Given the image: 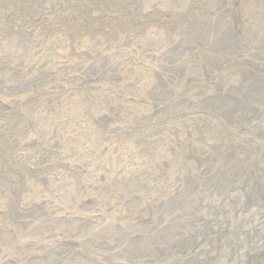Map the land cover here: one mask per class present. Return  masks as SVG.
Masks as SVG:
<instances>
[{
	"label": "rangeland",
	"instance_id": "rangeland-1",
	"mask_svg": "<svg viewBox=\"0 0 264 264\" xmlns=\"http://www.w3.org/2000/svg\"><path fill=\"white\" fill-rule=\"evenodd\" d=\"M232 1L242 49L217 70L222 59L203 45L198 59L211 71L215 63L207 72L197 58L188 67L183 49L198 47L188 44L186 19L217 18L196 12L207 0H0V139L16 144L0 156V264H251L255 255L262 263L264 112L256 106L228 127L200 104L228 90L231 73L233 83L251 68L264 72V0ZM154 10L167 20L142 21ZM227 17L216 20L228 27ZM129 19L137 30L120 36ZM165 29L174 40L157 58ZM192 110L234 131L225 138L238 146L215 136L198 143L196 116L171 120ZM21 115L24 128L6 133ZM228 232L235 253L226 262ZM189 240L200 241L196 256L178 251Z\"/></svg>",
	"mask_w": 264,
	"mask_h": 264
},
{
	"label": "bare ground",
	"instance_id": "bare-ground-1",
	"mask_svg": "<svg viewBox=\"0 0 264 264\" xmlns=\"http://www.w3.org/2000/svg\"><path fill=\"white\" fill-rule=\"evenodd\" d=\"M5 1V0H4ZM206 0H203V2H205ZM211 0H207V3H205L204 5H202L200 7V9H198V14H200L201 12L205 13L204 11L208 12L209 10H217L216 11V14L217 15V18H228L227 16H230V25L228 27H222L219 25V22L215 19V20H212L211 19V14L213 13H206L203 15V17H199L197 18V20H190V18L186 19V23L189 24V30L190 29H193V36H191V39L188 44L191 45V46H198L195 51L186 47L183 49H185V52L188 53L189 51V54H191V62L189 63V57L185 58V61L187 62L188 64V67L190 68H195L197 66H195L196 64H194V58H197L198 59V56H199V52L203 46V50L205 51H208L211 53H214V55L218 56L222 59V62H219L217 63V70L219 69V66H222V64L228 60L229 58H231L233 56L234 58V54H237V51L238 50H241L242 49V43L243 41L245 40V36L244 35H240L237 39H236V35L239 33V28L236 27V29H234L235 27V24L237 22H242L243 25H244V22L241 20V18L239 17V20H237V17L238 16H235L233 17L232 16V13H233V9L231 7H235L236 3H234L232 0H218V3L217 5L220 6L219 8H216L213 7V3H209ZM213 1V0H212ZM194 2V1H193ZM5 3V2H4ZM29 4V3H28ZM198 4V3H197ZM2 5V3H1ZM28 5L27 6H23V7H19L18 6V10L22 13H25V10L27 9ZM203 9H205L203 11ZM197 10V9H196ZM159 12V11H158ZM157 11L154 10V13L152 12H147L145 11L144 14H142L143 16V20L142 21H145V19L147 21H151L152 18H154V16L156 17V21H165L167 20L165 18V15L164 14H158ZM171 12V11H170ZM185 12H188V11H184V12H179V13H185ZM192 12V11H191ZM172 13V12H171ZM178 14V13H177ZM191 14V13H190ZM190 14L188 16H190ZM134 15V14H133ZM174 16V15H173ZM205 16V17H204ZM178 17V16H177ZM183 17V16H182ZM134 19V18H133ZM183 19V18H182ZM193 19V18H192ZM209 19H211V22L209 25H207L209 23ZM205 20V21H204ZM134 20H130L129 19V23H125L121 26V28L118 30V34L123 35L125 32L128 33V35L130 36L131 32L133 30H137L136 29V25L135 23H133ZM142 21L139 23V24H142ZM185 21V20H183ZM204 21V22H203ZM154 22V21H153ZM179 22V21H178ZM166 23H169L166 22ZM174 24V23H173ZM176 24V23H175ZM139 27V26H138ZM178 27V26H177ZM172 28H175L172 26ZM244 28V26L242 27ZM139 29H142L139 27ZM226 29V30H225ZM163 30V29H162ZM184 30V29H183ZM237 30V31H236ZM239 30V31H238ZM169 31L170 30H167L165 29V34L167 36V40L165 41V44L163 46V44H160V41L156 42L157 45H155L156 49L159 50L156 52V55H157V58H160L161 55H164V52L172 45V41L174 40L173 36H169ZM176 31V29H175ZM187 31V30H186ZM184 32V31H183ZM177 33V32H176ZM179 33V32H178ZM144 34V32H143ZM184 34V33H183ZM178 35V34H177ZM190 35V34H189ZM188 35V36H189ZM119 36V37H120ZM147 35H145L146 37ZM161 36V35H160ZM176 36V35H175ZM183 37V36H181ZM161 38V37H160ZM173 38V39H172ZM205 38V39H204ZM149 39V38H148ZM164 39V38H163ZM162 39V40H163ZM176 39V38H175ZM188 39V38H187ZM206 40L207 43H204V41ZM187 41V40H186ZM242 41V42H241ZM248 41V40H247ZM256 42V41H255ZM162 43V42H161ZM146 44V46L149 48L151 46H153L152 44L150 43H144ZM155 44V43H154ZM247 44V43H246ZM238 45L239 48H238ZM248 45V44H247ZM188 46V45H187ZM180 47V46H179ZM248 47V46H247ZM181 48V47H180ZM262 48V47H261ZM238 49V50H237ZM257 49V48H256ZM264 49V48H263ZM152 50V49H151ZM253 50V49H252ZM199 51V52H198ZM152 54V53H151ZM261 54V53H260ZM206 59H203L202 57H200L198 59V63L200 65V68H202L203 70L207 71V72H212L214 67H215V63H214V60H211V65H212V71H211V68L209 66H205V64H207V62L205 61ZM197 61V60H196ZM195 61V62H196ZM210 61V60H209ZM194 64V65H192ZM192 65V66H191ZM234 68V67H233ZM256 70L254 72L253 68H251L248 72L246 71H243L242 74L240 75L241 77H237V79H235V82L233 83H230L229 81H233V77L230 78V76H233L232 73L227 77V78H224L222 79L223 82H226L227 85H224V86H229L230 88L227 90H221V88H216L215 91H212L211 93H207L208 95H206V97L204 98L205 100L202 101L201 104V109L206 112L207 114H211V115H215L218 117V119L220 120L221 123H227V125L225 126H233L236 122L239 123V122H242V123H246L249 119H250V115L253 114L254 109H256V106L259 107V112L263 115V112H264V72H261L259 70H257L256 67H254ZM193 70V69H192ZM253 70V72H252ZM240 72V71H239ZM238 75V74H237ZM236 76V75H235ZM209 80V78H208ZM191 81V80H190ZM209 82V81H208ZM237 86H235V83H237ZM110 89V88H109ZM126 89V88H125ZM129 89V88H128ZM52 91V90H51ZM121 91V90H120ZM127 92V91H126ZM188 91H186V95L187 96H190V94L187 93ZM121 96V95H120ZM202 96L203 94L201 95H196L194 94L193 97L194 100L196 101V99L199 97L200 99H202ZM111 100V99H110ZM198 101V100H197ZM247 101L249 102V105H246L244 106L243 103ZM124 102V101H122ZM129 103V102H128ZM130 104V103H129ZM204 106V107H202ZM261 107L263 108V110L261 109ZM186 109V108H185ZM127 112V111H126ZM202 111L200 110L199 112H196V110H192L189 112L188 115L186 116H183V112L181 114H175V118L174 119H171V120H174L175 122H178V123H189L188 121H191V119L193 120V118L196 116L197 117V130L200 132V137L198 138V143L199 141H201L202 138H204L205 136L206 137H210L212 138L213 136L216 137V140L220 141L222 145V147H226V148H229L230 150L233 149L234 147H237L236 144H235V141L234 139H232L234 137V131H227V127L226 128H223V124H222V127L220 126H217V123H215L214 121L216 120H212L210 117L207 116L206 113H201ZM130 115V114H129ZM257 115H260L259 113H257ZM137 116V115H136ZM153 117V116H152ZM151 117V118H152ZM168 117V116H167ZM27 118V117H26ZM147 118V117H146ZM154 118V117H153ZM187 118H188V121H187ZM214 118V117H213ZM14 120H17L15 123H12V126H9V127H12V128H8V130L6 131V133L8 132V134H12L15 130L16 132L22 128H24V125L23 123H25V116L24 115H21L18 116L16 119ZM132 120V119H130ZM134 120V119H133ZM147 121V120H146ZM13 122V121H12ZM136 122V121H135ZM219 123V122H218ZM136 124V123H135ZM173 124V123H172ZM211 124L214 126L215 128V131L214 133H211L209 132L210 134H208V130H210L211 128H213L211 126ZM230 124V126L228 125ZM32 126V125H30ZM135 127V126H134ZM186 128L188 127L187 125L185 126ZM14 128V129H13ZM143 128V127H142ZM141 129V128H140ZM148 129V128H147ZM223 129V130H222ZM11 130V131H10ZM213 129H211L212 131ZM4 132V131H3ZM19 132V131H18ZM29 132V131H28ZM20 134V133H19ZM18 134V135H19ZM214 134V135H213ZM17 135V136H18ZM232 136V138L230 140H226V138L228 136ZM9 137V136H7ZM226 137V138H225ZM0 138H3L2 136ZM6 138V137H5ZM15 139V138H14ZM206 139V138H205ZM8 142H3L1 141L0 139V156H2V159L5 158V155L8 153V150L10 148V146H15L16 147V144H15V140L14 142H12V137L11 139L9 140L7 138ZM210 140V139H209ZM18 141V140H17ZM208 141V139H207ZM26 143V142H25ZM202 143H205V142H202ZM213 142L211 144H208L210 146H213ZM216 144H217V141H216ZM239 144V143H238ZM241 144V143H240ZM239 144V145H240ZM262 144V143H261ZM259 145V144H258ZM242 147H244L243 145H241ZM240 146V147H241ZM219 147V146H218ZM264 147V146H263ZM14 148V147H13ZM223 149V148H221ZM21 150V149H20ZM244 150V149H243ZM18 151V150H17ZM77 151V150H76ZM233 151V150H232ZM231 151V152H232ZM10 152H12L10 150ZM19 152V151H18ZM83 152V151H82ZM212 152V151H211ZM262 152V151H261ZM13 154V153H12ZM19 154V153H17ZM230 154V153H229ZM9 155V154H8ZM214 155V154H213ZM4 157V158H3ZM21 157V156H20ZM22 158V157H21ZM248 158V157H246ZM11 159V158H10ZM58 159V158H57ZM62 159V158H61ZM59 159V160H61ZM13 160V159H12ZM68 161V160H67ZM236 161V160H235ZM64 162V161H63ZM66 162V161H65ZM69 162V161H68ZM73 163V162H72ZM64 164V163H63ZM234 164V163H233ZM56 165V164H55ZM62 165V164H61ZM235 165V164H234ZM65 166V165H64ZM57 167V166H56ZM228 167V166H227ZM230 167V166H229ZM252 167V166H251ZM54 168V167H53ZM63 168V166H62ZM68 168V166H67ZM58 170V169H57ZM60 170V169H59ZM65 170V169H64ZM120 171V170H119ZM118 171V172H119ZM62 172V170H61ZM123 172V171H122ZM121 172V173H122ZM249 173V172H248ZM259 175V174H258ZM234 178V177H233ZM253 179V178H252ZM231 183V182H230ZM250 183V182H249ZM260 184V183H258ZM257 183L254 185H258ZM252 185V183H251ZM233 186V183H231L230 187ZM235 188V187H234ZM255 190V189H254ZM253 190V191H254ZM264 194V190H261ZM261 192V193H262ZM250 194V193H249ZM260 194V190L258 192V202L259 201H262L264 203V195H259ZM264 205V204H263ZM55 210V209H54ZM2 217H4V215H2ZM18 219L19 216L17 215ZM143 219V218H142ZM197 222H200L199 219L196 220ZM209 220L206 221V223H208ZM136 224V223H135ZM15 225V223H14ZM213 225V224H211ZM210 225V226H211ZM214 226V225H213ZM221 227V226H220ZM208 228V227H207ZM211 228V227H210ZM216 230V229H215ZM218 230V229H217ZM220 230V229H219ZM62 231V230H61ZM62 233V232H61ZM60 233V234H61ZM76 233V232H75ZM223 233V232H221ZM229 233V234H228ZM226 234V237H225V240L220 244V245H224V242H226V245H227V248L225 249L226 253H227V257H226V262H229L232 260V258L234 257V253H235V250L233 248V237L235 236V234H232L231 232H228ZM59 234V235H60ZM216 234V233H215ZM62 235V234H61ZM66 236V235H65ZM77 236V235H76ZM210 236V235H209ZM214 236V234H213ZM216 236V235H215ZM62 238V237H60ZM73 238V237H72ZM76 238V237H75ZM45 239V238H44ZM47 240V239H46ZM60 240V239H59ZM65 240V239H64ZM204 240V239H203ZM262 240V239H261ZM67 241V240H66ZM20 242V241H19ZM61 242V241H60ZM59 242V243H60ZM218 242V241H217ZM221 242V241H219ZM218 242V243H219ZM47 243V242H46ZM66 243V242H65ZM64 243V244H65ZM200 243V241H196V242H193L192 240L184 243V248H178V251L180 252V254H186L189 256V254L191 253L192 255H197L199 252H197V248H198V244ZM201 243H202V240H201ZM16 244V243H15ZM235 244V243H234ZM207 245V244H206ZM219 245V246H220ZM13 245H11L9 248H7L6 252L8 251L7 255H10L9 257L10 258H14L13 257V253H15V247H13ZM38 245H33L32 246V250L36 249ZM42 246V245H41ZM97 246V245H96ZM210 246V245H209ZM221 247V246H220ZM259 248V247H258ZM215 249V248H214ZM175 250V249H174ZM205 250V249H204ZM221 250L222 247H221ZM260 250V249H259ZM37 251V250H36ZM35 251V253H36ZM237 251V250H236ZM10 252V253H9ZM33 252V251H32ZM143 252V251H142ZM33 253V254H35ZM248 253V252H247ZM32 254V255H33ZM177 254V253H176ZM209 254V253H208ZM239 254V253H238ZM17 255V254H16ZM36 255V254H35ZM129 255V254H128ZM139 255V254H138ZM178 255V254H177ZM252 255V254H251ZM131 256V255H130ZM140 256V255H139ZM191 256V255H190ZM26 257V256H25ZM125 257V256H124ZM138 257V256H137ZM253 257L252 259H255V260H252L251 264H255V262L258 263L257 261V258L261 256L259 255H255V256H251ZM109 258V257H108ZM126 258V257H125ZM140 258V257H139ZM189 258V257H188ZM21 259V258H20ZM129 259V258H128ZM136 259V258H134ZM157 259V258H156ZM174 259H175V256H174ZM172 259V260H174ZM187 259V258H185ZM190 259V258H189ZM248 259V258H247ZM110 260V259H109ZM162 260V259H161ZM171 260V259H170ZM258 260H261V259H258ZM123 261V260H122ZM121 261V263H122ZM125 261V260H124ZM129 261V260H128ZM127 261V262H128ZM157 262V261H156ZM193 262V261H192ZM225 262V261H224ZM245 262V261H244ZM190 263V262H189ZM200 263V262H199ZM202 263V262H201ZM200 263V264H201ZM219 263V261H218ZM216 263V264H218ZM43 264V263H42ZM59 264V263H58ZM127 264V263H126ZM131 264V263H130ZM175 264V263H174ZM180 264V263H179ZM226 264V263H225ZM261 264H264V255H262V263Z\"/></svg>",
	"mask_w": 264,
	"mask_h": 264
}]
</instances>
